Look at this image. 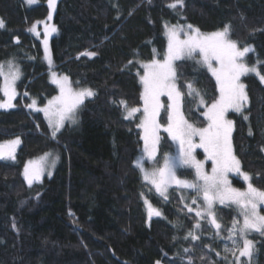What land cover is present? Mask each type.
<instances>
[{
	"label": "trees",
	"instance_id": "1",
	"mask_svg": "<svg viewBox=\"0 0 264 264\" xmlns=\"http://www.w3.org/2000/svg\"><path fill=\"white\" fill-rule=\"evenodd\" d=\"M173 2L56 0L53 11L48 0H0V65L13 62L21 75L15 106L0 108V141H21L17 162H0V264H236L240 238L228 234L235 210L218 209L225 224L221 237L188 211L179 194L158 195L135 163L144 153L142 113L126 118L120 101L128 109L142 106V62L164 58L168 25H192L201 33L229 25L230 38L253 49L248 64L264 62V0H184L182 7H169ZM44 26L56 28L47 47ZM198 61V54L179 60L176 81L186 119L204 127L203 112L219 90ZM51 71L95 93L83 102L76 122L55 138L42 114L28 107L31 100L42 105L57 93ZM2 81L0 75V102ZM188 83L205 105L187 94ZM243 84L248 100L241 112L227 116L233 121L232 146L242 170L264 190V83L249 74ZM165 109L161 124L167 122ZM160 137L156 164L173 151L167 135ZM47 153L57 161L52 175L29 185L27 163ZM181 175L193 178L189 170ZM232 184L244 186L237 178ZM145 201L160 215L148 216ZM246 238L252 256L240 264H264V234Z\"/></svg>",
	"mask_w": 264,
	"mask_h": 264
},
{
	"label": "snow or ice",
	"instance_id": "2",
	"mask_svg": "<svg viewBox=\"0 0 264 264\" xmlns=\"http://www.w3.org/2000/svg\"><path fill=\"white\" fill-rule=\"evenodd\" d=\"M33 3L34 0H28ZM184 0H174L169 5L176 8L177 5L183 6ZM49 7L55 11L56 0H48ZM48 19H52L51 13ZM0 27H3V21L0 20ZM189 32H185L186 39L180 38V33L184 31L182 27L173 26L169 29V43L167 52L163 61L153 60L150 63L143 64L144 74L140 76L143 85V119L139 127L143 129L144 135V153L147 158L156 161L158 146L161 140L159 135L161 129L168 133L173 142L179 146L176 155L166 154L164 156L163 166L149 170L144 167V157L136 160V166L144 173V179L155 186L160 195L165 196L167 189L172 184L184 189H191L199 197L202 194L203 201L206 204L204 212L211 218V224L219 231L221 224L218 223L213 210L215 201L224 204L226 201L237 205L240 208V215L243 216V226L239 229L241 237H245L247 231L255 230L264 234V215H260L259 206L264 205V191L258 190L249 182L246 191L233 188L228 179L230 172L240 173V161L235 157L232 150V132L233 121L226 118L229 110L241 112L244 103L248 100L245 92V85L241 83V77L249 74L257 76L261 82H264V73L261 67L264 62L257 61L251 66L245 61L246 54L253 51L251 47H238L236 41L229 38L230 26L226 25L223 30L203 34L198 28L187 25ZM32 31H35L33 26ZM55 26L50 29L45 28L44 44L47 47V37L55 32ZM199 54L201 59L198 63H202L212 73L216 79L219 90V97L211 105L207 106V111L203 112V116L207 119L206 127H196L190 123L181 111L182 93L178 90L176 79L177 74L173 67V62L182 58H192L194 54ZM85 55L94 56L95 53H84ZM213 61L216 62L214 66ZM131 63V62H130ZM258 65L260 67H258ZM0 75L4 76L3 94L7 97L5 102H0V108L13 107L12 100L15 99L14 83L19 79L20 72L18 68H14L9 63V72L3 71V65H0ZM53 83L60 86V95L53 97L48 102V106L40 109L49 119V126L52 128V136L64 127L65 121L75 123L77 109L83 104L85 97H91L95 93L91 89H83L79 92L73 91L65 76L62 80L56 79L53 72ZM188 95L198 96L199 105H205V101L201 93L188 83ZM166 96L170 103L165 109V105L161 102V97ZM128 112V117H132L141 109L133 107L128 109L125 101H120ZM36 104L33 101V107ZM165 109L167 115V126L160 123L161 110ZM247 119V116L244 117ZM198 138V143L196 142ZM19 139L8 142L10 146L9 155L12 154L14 146L19 144ZM4 145H0V154ZM203 149L205 159L211 161V173L204 171V161L197 160L194 152L196 149ZM50 154H45L42 161ZM14 158V157H13ZM55 160L52 161L54 165ZM191 167L195 169V179L192 181L180 179L176 175L178 168ZM43 172V164H34L29 162L25 167V178L29 185L34 180H39ZM243 179L249 181L250 177L245 174ZM51 175V173H49ZM167 199V196H165ZM148 203L147 201H145ZM192 203L196 204L197 199L194 197ZM149 206V216H159L160 212ZM186 207H189L186 205ZM189 211H193L189 207ZM197 216H201V211L196 212ZM238 221H233V228L229 229L230 233H234L235 226ZM199 228L200 224L197 223ZM192 235V233H189ZM231 238V237H230ZM192 239H198L192 235ZM235 243V241H234ZM252 241L244 238L243 247L239 249V256L236 257V264H240V257L252 256ZM228 250L227 248L225 249ZM188 251V249H185ZM159 264V262H157Z\"/></svg>",
	"mask_w": 264,
	"mask_h": 264
},
{
	"label": "rangeland",
	"instance_id": "3",
	"mask_svg": "<svg viewBox=\"0 0 264 264\" xmlns=\"http://www.w3.org/2000/svg\"><path fill=\"white\" fill-rule=\"evenodd\" d=\"M25 1H27L28 2V0H25ZM173 26H177V25H168L167 27H166V36H167V48H168V43H169V29H171ZM177 27H182L183 29H184V31L183 32H181L180 33V38L181 39H186L187 37L185 36V32H189L190 30L187 28V26H177ZM45 28H46V26H44L43 27V30L45 31ZM195 29V28H194ZM203 34H210V33H203ZM229 38H230V36H229ZM231 39V38H230ZM231 40H233V39H231ZM233 41H235V40H233ZM237 42V41H236ZM237 44H238V47H240L241 49L243 48V47H241L240 45H239V43L237 42ZM167 52V51H166ZM250 53V52H249ZM249 53H247L246 54V57H245V61L247 62V56H248V54ZM198 54V53H197ZM165 57V56H164ZM198 58L199 59H201V57H200V55L198 54ZM164 59V58H163ZM163 59H155V60H160V61H163ZM182 59H189L188 57H185V58H182ZM182 59H180V60H182ZM179 60H176V61H174L173 62V67H174V69H175V71H176V63L178 62ZM151 62V61H150ZM150 62H142V65L143 64H147V63H150ZM9 63L10 62H8V63H5V64H3V71H4V73H8L9 72ZM248 63V62H247ZM11 64L13 65V67L14 68H18L19 69V67L18 66H16L13 62H11ZM213 64H214V66H218V65H216V62L215 61H213ZM19 72H20V70H19ZM55 73V72H54ZM53 71H51L50 73H49V81L52 83V84H54L55 86H56V88H57V93L53 96V97H57V96H59L60 95V86H59V84H57V83H53ZM56 74V73H55ZM21 77V75L19 76V79H17L16 81H15V83H14V89H15V93H16V95H15V99H13L12 100V104H13V107L15 106V100L17 99V97H18V91H17V89H18V83H19V81H20V78ZM63 77H65V76H62V78ZM56 79H58V80H62V78H60V77H58L57 75H56V77H55ZM243 78H244V76H242L241 77V83H243ZM2 79H3V81H2V89H3V86H4V76H2ZM68 83H69V85H70V87L73 89V91H76V92H79V91H81V90H83L84 88H74L71 84H70V82H69V79H68ZM264 83V82H263ZM176 84H177V81H176ZM177 87H178V84H177ZM178 90H179V88H178ZM180 91V90H179ZM2 95L4 96V94H3V90H2ZM53 97L52 98H49L44 104H42V105H39L38 104V102L36 101V100H31L30 101V104L29 105H32V103H33V101H35L36 102V104L33 106V107H29V105H28V107H29V110H31V111H34V112H40L41 114H42V117L45 119V121L47 122V124L49 125V119H48V117L45 115V113L43 112V111H41L40 109H44L45 107H47L48 106V102L50 101V100H52L53 99ZM88 97H85L84 98V101L87 99ZM7 100V97H5L4 96V101L3 102H5ZM161 102L164 104V102L166 103V105H168L169 103H170V101L167 99V97L166 96H162L161 97ZM82 105H80L79 107H78V109H77V112H78V110L80 109V107H81ZM9 108H12V107H7V108H2V109H9ZM140 109H141V113H142V119H143V104H142V106L140 107ZM181 111H182V113L184 114V112H183V106H182V99H181ZM229 111H231V110H229ZM77 112H76V116H77ZM162 112H163V109L161 110V114H162ZM229 113V112H228ZM228 113H227V116H228ZM136 114V113H135ZM134 114V115H135ZM127 116H128V112H127ZM185 116V115H184ZM227 116H226V118H227ZM186 118V117H185ZM75 119H76V117H75ZM142 119H141V121H142ZM207 120V119H206ZM190 122V121H189ZM67 123H70L69 121H65V124H64V127H65V125L67 124ZM160 123H161V117H160ZM191 123V122H190ZM207 123H208V121H207ZM193 124V123H192ZM163 126H167V122L166 123H164V124H162ZM195 125V124H194ZM196 126V125H195ZM207 126V124L204 126V127H206ZM50 127V126H49ZM63 127V128H64ZM196 127H198V126H196ZM63 128H61V130L63 129ZM50 129H51V131H52V128L50 127ZM142 129V128H141ZM60 130V131H61ZM233 130H234V127H233ZM59 131V132H60ZM58 132V133H59ZM161 132H164L163 131V129H161V131H160V133H159V135H161ZM57 133V134H58ZM166 135H167V137L170 139V141H171V143H172V145H173V151L171 152V153H168V154H171V155H176L177 153H178V151H179V146H178V144L176 143V142H173L172 141V139L169 137V135H168V133H166V132H164ZM233 133V132H232ZM143 135H144V132H143V129H142V137H143ZM18 138H11V139H8L7 141H0V145L1 144H3V145H7L9 148H10V146L8 145V142H10V141H14V140H17ZM231 139H232V137H231ZM19 141H20V139H19ZM144 142V141H143ZM196 142L198 143L199 141H198V138H196ZM160 143H161V141H160ZM160 143H159V146H158V151H157V157H156V160H157V158H158V156H159V150H160ZM20 144H21V141L19 142V144H17V145H15L14 146V149L12 150V154H11V156L9 157V158H7L6 160H4V161H8V162H17V160H18V152H19V148H20ZM232 150H233V146H232ZM47 154H50L45 160H43L42 161V159L41 158H44L45 157V154L44 155H42V156H40V157H37V158H33L32 160H31V162H34V164H43V172H42V175H41V178L39 179V180H34L33 181V183L31 184V185H33V184H36V183H40L41 181H43V179L45 178V177H47V176H49V173H51V175H52V173H53V171H54V168H55V166H56V164H57V161H56V158H53V155H52V153H47ZM233 154L235 155V153H234V151H233ZM194 155H195V157H196V159L197 160H200V161H204V171L205 172H207V173H211V161H208V160H206L205 159V153L203 152V149H196L195 150V152H194ZM14 157V158H13ZM140 157H144V167L145 168H147V169H149V170H152V169H154V168H158V167H161V166H163V162H164V158L162 159V161L159 163V164H156V161L154 162V161H152V160H149L148 158H147V155H146V153H143ZM139 157V158H140ZM235 157L239 160V158L235 155ZM53 160H55V163H54V165L52 164V161ZM240 161V160H239ZM29 165V163H27V166ZM140 169V168H139ZM240 169H241V172L240 173H236V172H230L229 174H228V179H229V181H230V183H231V186L233 187V188H237V189H240L241 191H246V189H247V185H248V183L250 182L252 185H253V187H255L256 189H258V190H261V189H259L257 186H255L252 182H251V179L249 180V181H245L244 179H243V175L241 174V173H245V174H247L246 172H244L243 170H242V167H241V161H240ZM182 170H189L191 173H192V175H193V178L192 179H190L189 177H184V176H182L181 175V171ZM141 173H142V177H143V180L147 183V184H149V185H151L154 189H155V186L153 185V184H151L149 181H146L145 179H144V173L141 171ZM176 175L180 178V179H185V180H189V181H192V180H194L195 179V169L194 168H191V167H184V168H178L177 169V171H176ZM248 175V174H247ZM249 176V175H248ZM250 177V176H249ZM234 178H237V179H241L242 181H243V183H244V186L243 187H236V186H234L233 184H232V179H234ZM26 181H27V179H26ZM27 183H28V181H27ZM29 184V183H28ZM156 190V189H155ZM261 191H264V190H261ZM157 192V191H156ZM172 192H176L177 194H179L181 197H182V199L184 200V203H185V205H187V206H189V207H191L192 209H193V211H189V207H187V209H188V211L190 212V213H193V214H195V216L200 220V219H202V220H205V221H207V223L212 227V229H213V231L216 233V235L217 236H221V237H223V231L225 230L224 229V227H225V224H224V222L222 221V217H220V215L218 214L219 212H218V209L220 208V207H231V208H233L234 210H235V212H236V218H235V221H238V223L236 224V226H235V230H234V233H230V232H228V234H229V238L231 237L232 239L234 238V236L235 235H237L238 234V238H240V248H242L243 247V239L244 238H246V236L249 234V233H252V232H258V231H255V230H249V231H247V233H246V235H245V237H241V235H240V232H239V229L243 226V216L242 215H240V208L237 206V205H235V204H233V203H231L230 201H226L224 204H220L219 203V201L217 200V201H215L214 202V204H213V210H214V213H215V217H216V219H217V221H218V223H220L221 224V229L218 231L212 224H211V218L210 217H208L207 216V213L206 212H204V209L206 208V204H205V202L203 201V198H202V194L199 196V197H197L196 196V193L193 191V190H191V189H184V188H180V187H178V186H176L175 184H172L171 186H169L168 187V189H167V192L165 193V196H167V197H169V195L172 193ZM157 194L158 195H160V193H158L157 192ZM160 196H162V195H160ZM165 196H162V197H165ZM194 197H196V199H197V203L196 204H193L192 203V199L194 198ZM149 203H147L146 204V208H147V214H148V216H149ZM152 206V205H151ZM152 208L153 209H156V208H154L153 206H152ZM197 211H201V213H202V215L201 216H197L196 215V212ZM259 212H260V215H264V205H260L259 206ZM152 216H156V215H152ZM151 216V217H152ZM233 228V224H232V226L229 228V229H232ZM247 239V238H246ZM239 248V249H240ZM237 256H239V253H238V255ZM236 256V257H237ZM242 258H248V257H240V259H242Z\"/></svg>",
	"mask_w": 264,
	"mask_h": 264
},
{
	"label": "water",
	"instance_id": "4",
	"mask_svg": "<svg viewBox=\"0 0 264 264\" xmlns=\"http://www.w3.org/2000/svg\"><path fill=\"white\" fill-rule=\"evenodd\" d=\"M3 145V144H1ZM10 148L7 145H4V148L2 149V154H0V162H3L7 158H9L11 155H9Z\"/></svg>",
	"mask_w": 264,
	"mask_h": 264
}]
</instances>
